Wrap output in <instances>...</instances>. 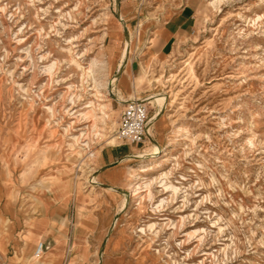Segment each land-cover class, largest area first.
<instances>
[{
  "label": "rangeland",
  "instance_id": "rangeland-1",
  "mask_svg": "<svg viewBox=\"0 0 264 264\" xmlns=\"http://www.w3.org/2000/svg\"><path fill=\"white\" fill-rule=\"evenodd\" d=\"M100 50L110 118L82 149L72 58ZM132 98L156 115L138 146L115 138ZM0 264H264V0H0Z\"/></svg>",
  "mask_w": 264,
  "mask_h": 264
},
{
  "label": "bare ground",
  "instance_id": "bare-ground-1",
  "mask_svg": "<svg viewBox=\"0 0 264 264\" xmlns=\"http://www.w3.org/2000/svg\"><path fill=\"white\" fill-rule=\"evenodd\" d=\"M212 4L214 5L215 3H212ZM126 51H128V50H126ZM126 56L127 55H125V52H123L121 62H119V65H118L119 68L121 67L120 65H121L123 59H125ZM72 61L74 62V64L76 66L81 67V69H82V73H81L82 80H84L85 82H89L88 85L90 87V90L88 92L90 95L83 103L84 104V107H83L84 109H83L82 115H81V117L83 119L88 120L87 128L81 134V137H85V141L82 143L83 144V148L82 149H85L86 147L90 146V142L92 140L101 139L106 134V133H104V129H105V125H106L107 121L110 118V114L109 113H110L111 109H110L109 101L108 100H104L103 98L106 97L108 92H109L108 91V84H109L108 72H109V69H110V64H109L108 58L106 56V53L104 51H102V50H100L97 53V56L92 58L88 62V65L85 66V67H82L80 65V62H79L78 58L75 57V56H73ZM124 61L126 63V59ZM188 63L186 65H188ZM186 73H189V74L192 73L191 66H189L187 68V72ZM170 97H172V95L161 93V94L155 95L153 99H154V101L156 103H158L159 105L162 106L164 103H168V100H169ZM174 99L172 101H174ZM132 100H139V99H132ZM128 101H130V100H128ZM155 118H156V115H154V117H152V119L149 120V123H150V121H152ZM148 129H149V124H148ZM182 130H183V128H182ZM147 135H148V132H147ZM114 139L115 138L112 137L107 142L113 143ZM74 140L77 141L78 139H74ZM160 152H161V150L158 147H154V148L148 149V150H143L139 154V158L140 159H144L146 161H150V160H152V158H154ZM90 155L93 156V153H91ZM129 174H131V172ZM145 187L147 188V182H146ZM141 188H142V186H140V184H139L132 190V192H133L132 198L133 199L136 196H139L138 190L141 189ZM151 227H152V225L150 224L149 228H151ZM37 249H38V246H37ZM37 251L38 250L35 249L33 254L31 253L27 257V260L25 259V261L26 262L38 263L39 262V258H40L39 254H41L44 250H41V251H38V252ZM44 260L46 262H51L52 255L51 254H49V255L45 254Z\"/></svg>",
  "mask_w": 264,
  "mask_h": 264
},
{
  "label": "built area",
  "instance_id": "built-area-1",
  "mask_svg": "<svg viewBox=\"0 0 264 264\" xmlns=\"http://www.w3.org/2000/svg\"><path fill=\"white\" fill-rule=\"evenodd\" d=\"M149 120L147 104L143 100L125 102L118 116L115 138L132 145H143L147 138ZM37 250H43L42 242Z\"/></svg>",
  "mask_w": 264,
  "mask_h": 264
},
{
  "label": "crops",
  "instance_id": "crops-1",
  "mask_svg": "<svg viewBox=\"0 0 264 264\" xmlns=\"http://www.w3.org/2000/svg\"><path fill=\"white\" fill-rule=\"evenodd\" d=\"M184 10H181L178 14H182ZM184 28L180 26H173L167 23V26L162 29L161 33V43L159 44V53L161 55H166L168 57L173 56L174 47L176 46V42L183 35ZM171 55V56H170ZM128 63V61H127ZM126 63V65H127ZM125 65V67H126ZM113 67V66H112ZM124 67V69H125ZM130 69H132V63L130 64ZM123 75L118 76L115 80L123 82ZM135 99V98H132ZM125 99V100H132Z\"/></svg>",
  "mask_w": 264,
  "mask_h": 264
},
{
  "label": "water",
  "instance_id": "water-1",
  "mask_svg": "<svg viewBox=\"0 0 264 264\" xmlns=\"http://www.w3.org/2000/svg\"><path fill=\"white\" fill-rule=\"evenodd\" d=\"M124 65H125V61L122 63L121 67L118 69L116 75H119V73L123 70ZM127 196L130 197V193H128Z\"/></svg>",
  "mask_w": 264,
  "mask_h": 264
}]
</instances>
